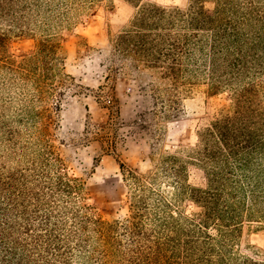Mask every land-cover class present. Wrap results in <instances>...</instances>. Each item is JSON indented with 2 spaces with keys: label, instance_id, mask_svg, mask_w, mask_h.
Masks as SVG:
<instances>
[{
  "label": "trees",
  "instance_id": "obj_1",
  "mask_svg": "<svg viewBox=\"0 0 264 264\" xmlns=\"http://www.w3.org/2000/svg\"><path fill=\"white\" fill-rule=\"evenodd\" d=\"M102 1L0 0V264H264L246 240L264 222V0H123L135 12L113 69L139 84V131L155 138L198 84L230 101L198 133L205 185L188 183L191 162L176 155L145 172L119 163L128 216L112 222L87 202L35 106L62 75L51 68L58 32ZM36 36L37 52L17 63L10 44ZM28 87L34 95L15 93Z\"/></svg>",
  "mask_w": 264,
  "mask_h": 264
},
{
  "label": "rangeland",
  "instance_id": "obj_2",
  "mask_svg": "<svg viewBox=\"0 0 264 264\" xmlns=\"http://www.w3.org/2000/svg\"><path fill=\"white\" fill-rule=\"evenodd\" d=\"M142 3L185 6L188 0ZM134 12L123 0H103L93 11L72 15L69 24L58 32L57 62L51 67L62 75L45 80L43 100L35 103L38 110H43L49 138L69 174L85 182L87 202L109 222L123 221L128 216L119 163L145 172L166 156L176 155L191 162L187 166L188 183L203 187L204 174L192 158L198 133L230 101L227 93L215 94L206 84H198L184 96L177 118L158 122L155 138L139 131L135 121L145 109L139 84L113 69L118 66L114 40L128 26ZM39 41V36L15 40L10 44V54L18 63L37 52ZM26 89L15 93L34 95L32 87ZM163 189L167 194L172 190L167 186ZM182 209L185 213L192 211L186 203ZM246 240L264 255V222L249 230Z\"/></svg>",
  "mask_w": 264,
  "mask_h": 264
}]
</instances>
